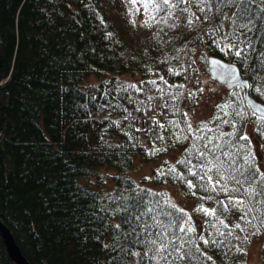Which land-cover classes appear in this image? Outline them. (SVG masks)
Listing matches in <instances>:
<instances>
[{
	"label": "trees",
	"instance_id": "1",
	"mask_svg": "<svg viewBox=\"0 0 264 264\" xmlns=\"http://www.w3.org/2000/svg\"><path fill=\"white\" fill-rule=\"evenodd\" d=\"M131 7L125 0H0V219L30 264H150L132 252L143 253L144 247L136 241L142 233L146 236L158 229L150 215L138 214L152 207L151 215L166 222L168 217L160 213L173 210L164 194L130 176L137 155L151 161L179 150L174 162H163L153 171L152 182L174 184L189 198L211 195L213 200L200 198L207 207L225 199L222 192L201 188L192 195L171 175L158 178L157 170L175 164L192 143L191 138L177 142L179 129L169 121H179L186 129L183 113L187 112L193 127L199 126L200 121L193 124L192 114L202 92L189 102L183 100V93L189 73L200 68L203 76L208 73V56L236 64L250 84L264 83V0H251L248 5L230 0L219 5L220 12L190 0L181 5L189 11H176L170 22L175 28L155 22L146 27L143 10L130 16ZM189 17L194 20L191 26ZM108 33L113 35L109 38ZM233 33L231 42L248 47L243 64L221 50V38ZM152 80L156 84L148 83ZM181 84L183 88L169 87ZM127 85L142 90L125 91ZM249 93L264 103L253 88ZM244 95L245 89L228 90L209 118L201 121L219 115L217 105L235 104L247 113L243 131L248 133L253 126L258 149L248 134L257 163L262 158L264 166V137L256 131ZM186 103L187 111L181 109ZM152 105L154 114H150ZM140 118L143 134L135 127ZM221 128L232 131L229 125ZM154 148L166 150L150 155ZM103 165L116 170L110 191L92 190L80 182L104 183L107 175L97 171ZM176 167L185 171L182 165ZM190 215L197 226L199 222L203 226V214L195 211L198 223ZM225 215L231 221L238 213ZM253 231L250 228L239 233L240 240L231 241L244 252L233 251L227 258L222 255L227 248L206 247L197 240L206 255L192 246L183 264H250L249 248L260 239V264H264V228L259 236H251ZM245 235L250 238L244 240ZM0 264H15L1 233Z\"/></svg>",
	"mask_w": 264,
	"mask_h": 264
},
{
	"label": "snow or ice",
	"instance_id": "2",
	"mask_svg": "<svg viewBox=\"0 0 264 264\" xmlns=\"http://www.w3.org/2000/svg\"><path fill=\"white\" fill-rule=\"evenodd\" d=\"M125 2L132 5L128 9L130 16H135L141 12V9L143 10V14L147 17L144 21L146 27H150L151 23L155 22L175 28L177 25L170 22L175 20L176 11L185 13L189 11L188 8H182L181 5L189 4L190 0H125ZM228 2L230 0H198V4L207 5L208 11L216 7L218 12L221 11L219 5ZM250 2L251 0H242L244 5H248ZM204 10V8H200V11ZM262 18H264V13H262ZM195 19L199 20V17H195ZM187 23L191 26L194 20L189 17ZM112 35V33L107 34L109 38ZM233 35L234 33L221 38L224 41L221 50L225 54H234L243 64L249 56L248 47L240 48L236 43L231 42L230 37ZM214 43L219 46L218 41H214ZM261 60H264V55L261 56ZM212 64L216 67H224L216 60H213ZM169 72H174V70L170 68ZM174 74L180 75V72L175 71ZM221 75L224 76V82L230 87L239 88L241 91L253 88L257 94L264 98V83L249 84L247 79L240 77L235 67L227 66L226 73H221ZM160 80L164 81V77H160ZM148 83L156 84V81L152 80ZM169 87L183 88L184 85H170ZM127 88L135 89L137 92L142 90L136 85H127L125 91ZM198 91L202 92L203 89ZM238 94L231 93V95ZM188 95L191 98L196 93L190 91ZM176 98L178 97H173V99ZM149 99L152 98L149 97ZM242 100L247 102L248 110L255 117L256 131L264 137V105L249 99L247 93L242 97ZM217 110L219 115H214L210 121H200L197 127H193L187 112L183 113L186 129L180 127L179 121H169V124L179 129V132L175 133L177 142L191 138L192 143L184 150L182 158L175 164L167 169H158L157 177L171 175L173 179L182 181L192 192V195H196L195 190L201 188L205 192H222L225 199L217 200L215 207H207L202 203L194 209L206 217L203 226L199 227L193 222L192 216L186 209L178 208L170 201H166V203L173 211L160 213V215L168 217L166 222L151 215L154 209L148 207L147 212L138 215H150V218L155 221L153 226L158 231L147 232L146 236L142 233L136 244L142 245L145 250L143 253L133 251V256L147 260L150 264H183V261L190 258L192 246H195L196 251L201 255H206L201 251L200 245L196 243L198 240L206 247L214 245L218 250L227 248V251L222 252V255L227 258L233 251L244 252L242 247L231 243L233 239H241L239 233H247L251 228L254 229L251 236L262 234L261 229L264 228V170H261L257 163V156L253 151L249 134L243 131L247 113L238 111L237 106L229 101L217 105ZM233 117L239 119H233ZM216 121L220 123L215 124V128L210 126ZM114 123L118 124V122ZM221 125H229L232 131L224 132ZM159 127L163 129L165 126L159 124ZM185 131H187V135H181ZM158 139H163V137H158ZM165 150L154 148L149 151V154L155 155ZM168 163L165 161V164ZM176 165H182L185 171L178 170ZM189 176L196 178V182L188 179ZM200 198L201 200L214 199L211 195ZM232 212L238 213V215L230 221L225 213ZM254 221H258L259 224L257 225ZM116 227L119 228L120 225ZM197 233L199 234L196 235ZM249 238V235L243 237L244 240ZM96 239L99 240V236ZM105 247L108 246L105 245ZM124 251L121 249V252Z\"/></svg>",
	"mask_w": 264,
	"mask_h": 264
},
{
	"label": "rangeland",
	"instance_id": "3",
	"mask_svg": "<svg viewBox=\"0 0 264 264\" xmlns=\"http://www.w3.org/2000/svg\"><path fill=\"white\" fill-rule=\"evenodd\" d=\"M0 83H3V81H0ZM202 84L203 91L199 96L197 105L192 114L193 124L203 119L209 118L215 104H217L220 101L221 97L227 94L228 91V89H225L224 87L213 81L210 78L209 73L207 72L202 79ZM248 133L250 134L253 143L258 149V141L254 135L252 125H249ZM179 153L180 151L177 150L151 161H143L141 157L137 155L134 157V167L130 169L129 174L135 180H137L140 185L146 186L154 191L164 194L172 203L182 209H186L190 214L194 216L198 223V218L195 215L194 209L201 204L199 196L189 198L178 186L174 184H171L169 182L155 184L151 180L154 170H156L165 161L174 162L179 156ZM259 165L261 169L264 170L262 158L259 161ZM97 171L99 173L107 175L104 183H98L95 179H80V182L87 188L92 190H99L102 192L110 191L114 186V173H116V170L107 165H103L100 166ZM199 226H201L200 222L198 223V227ZM260 245L261 239L255 241L249 248L248 262L250 264H260Z\"/></svg>",
	"mask_w": 264,
	"mask_h": 264
},
{
	"label": "water",
	"instance_id": "4",
	"mask_svg": "<svg viewBox=\"0 0 264 264\" xmlns=\"http://www.w3.org/2000/svg\"><path fill=\"white\" fill-rule=\"evenodd\" d=\"M216 60L220 63V65L224 66V67H216L215 65L212 64V61ZM227 66H233L235 67L241 78L243 79H247V76H243L239 67L234 64V63H230L228 61H225L219 57H215V56H208L207 57V69H208V73L210 78L215 81L216 83H218L219 85H221L222 87H224L225 89L228 90H232L235 87H230L228 84H226L224 82V76L221 75V73H226L227 71ZM249 82V80H248ZM250 84V83H249ZM250 88H246L245 89V93H247L249 99L253 100L255 103L264 105V103H261L259 101H257L256 99H254L250 93H249ZM247 103V102H246ZM0 233L2 235V238L4 240V245L6 247V250L9 254V256L11 257V259L15 262V264H30L27 259L22 255L18 245L16 244V241L11 233V231L9 230V228L2 222V220L0 219Z\"/></svg>",
	"mask_w": 264,
	"mask_h": 264
},
{
	"label": "built area",
	"instance_id": "5",
	"mask_svg": "<svg viewBox=\"0 0 264 264\" xmlns=\"http://www.w3.org/2000/svg\"><path fill=\"white\" fill-rule=\"evenodd\" d=\"M202 79H203V69L200 68L198 70V72L196 71H192L191 73L188 74L187 76V79H186V85H185V90H184V93H183V100L185 101H191V99H193L197 94H198V90L201 88V85H202ZM2 84V83H0ZM195 92L196 95L194 97H189L188 93L189 92ZM154 107L155 105H152V110H151V113L150 114H154ZM181 109L187 111L188 109V104H184L181 106ZM135 127L136 129H140V134H143V131H144V120L143 119H136L135 120Z\"/></svg>",
	"mask_w": 264,
	"mask_h": 264
}]
</instances>
